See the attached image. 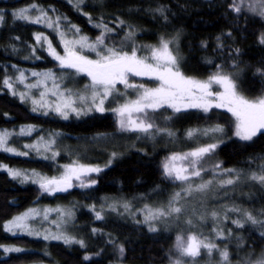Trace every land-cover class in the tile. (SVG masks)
<instances>
[{"label":"trees","instance_id":"16d2710c","mask_svg":"<svg viewBox=\"0 0 264 264\" xmlns=\"http://www.w3.org/2000/svg\"><path fill=\"white\" fill-rule=\"evenodd\" d=\"M234 2L240 4L238 0H84L78 7L67 0H0V131L16 133L31 128L30 135L14 134L8 140L7 146L15 150L34 137L51 135L58 141L53 159L16 154L25 152L21 149L0 150V166H6L0 167V264H167L177 241L173 232L150 231L142 219L112 207L110 200L122 198L136 208L163 203L179 185L164 176L162 165L179 149L172 148L170 141L123 148L120 137H107L118 132L110 112L64 119L33 111L28 101L21 99V84L18 92L19 74L45 69L59 73L60 66L44 43L36 40L37 34L47 35V30L15 14L32 5L46 7L91 39L103 33L106 25L112 29L105 37L108 45L120 49L124 41L123 50L130 52L135 46L138 56L148 55L147 46H157L164 38L172 42L170 47L186 76L208 78L219 66L232 76L242 95L256 98L264 95V75L257 71L264 70V18L244 5L235 12L231 7ZM129 32L134 36L125 41ZM52 37L51 45L58 51V42ZM65 70L76 74L75 69ZM78 75L85 80L83 74ZM230 123L225 109L204 112L189 108L173 115L170 126L178 133L191 127L222 126L223 139L215 149L219 169L253 171L264 165V130L251 141H244L231 134ZM76 161L92 163L101 171L87 174L90 178L77 180L67 191L52 194L39 184L22 182L23 177L13 178L7 170L58 178L63 165ZM92 180L94 184H90ZM259 186L250 182L239 188L238 193L246 198L233 196L242 209L262 217L263 223L243 224L234 230L240 244L215 242L218 249L227 250L231 264L264 259V188ZM34 206L71 207L73 220L65 235L73 242L6 230L7 222ZM98 212L101 219H97ZM75 241H82L83 246ZM8 248L21 251H6ZM214 250V256L220 255ZM215 259L218 262L222 257Z\"/></svg>","mask_w":264,"mask_h":264},{"label":"snow or ice","instance_id":"6c2138e0","mask_svg":"<svg viewBox=\"0 0 264 264\" xmlns=\"http://www.w3.org/2000/svg\"><path fill=\"white\" fill-rule=\"evenodd\" d=\"M82 2V0H81ZM244 0H240V4L233 3L231 7L237 13L241 11V4ZM35 7V5H33ZM27 9L20 10L15 15L19 19L30 20L32 23H40L42 17L46 16V13H41V16L30 18L25 15ZM157 11L163 12V9H157ZM248 11L256 13L260 17L264 18V0H254V3L249 4ZM48 27H52V23H48ZM98 27L100 25H97ZM75 27V26H73ZM104 27V32L100 36H97L96 41L90 43L88 37L80 36L78 40L67 41L63 40V33L61 38L64 43L65 55L61 56L52 48L51 42H49L50 54L59 61L61 68L75 69L76 74H84L90 78V85H85L86 89L91 90L90 97L85 95H79L78 99L84 102L88 99L91 100L93 107L97 111H104L105 101L109 97L115 98V95L124 96L126 92H119L117 84L124 85L125 89H133L136 91L135 99L125 100L124 103L119 104L118 107L111 109L119 117L120 128L125 131L139 132L144 134H151L155 128L157 132L164 131L156 127L153 119L149 115V110L155 112L161 108H172L175 112H180L183 109L196 108L201 109L204 112H208L212 108H222L231 113L235 121V135L244 141H251L259 132L264 130V95L256 98H248L242 95L238 90L236 83L231 75L223 72L218 66V70L208 76L207 79L201 80L194 77L186 76L179 66V58L174 54L169 40L161 38L157 46H147L148 55L138 56V48L133 46L131 51H124L122 47L117 49L116 47H109L105 44V37L112 29ZM77 32L79 29L76 30ZM134 36V32H129L125 37V41ZM41 39L47 40V37L41 35L36 36L37 42ZM261 43H264V36L261 37ZM78 45L79 51L74 47ZM98 46H101V51ZM89 49L96 53V59H90L88 56L82 54L83 49ZM262 75L264 70L257 69ZM33 75H39L33 73ZM147 77L150 80L157 81L158 83L154 87H146L143 83H131L129 77ZM24 76L21 73L20 79L23 80ZM51 78L53 80V86L59 90V85L55 83L56 77L53 73H45L44 80ZM41 82L30 85L29 87H39ZM4 84L9 88L12 85L8 80L4 81ZM213 85L219 86L222 91L214 90ZM71 92V89H67ZM41 99L45 96V93H41ZM53 95H57L53 92ZM62 103H57L55 111L60 113L65 119H67L68 113L64 109H70L73 112L80 114V110L74 107L75 101L71 96L64 97L63 92L59 95ZM21 99H24V95H21ZM40 101L33 100V104H38ZM41 107L45 105L40 103ZM89 111L92 108H88ZM36 111V108H33ZM23 131V130H22ZM31 129H29V132ZM198 130H190L187 135L189 138L194 137ZM209 131L222 132L223 128L217 125L210 130H204V134L207 135ZM168 135H173L169 132ZM8 133H0V150L6 152H16L15 149L8 147ZM29 147V146H25ZM36 148L35 145L31 146ZM216 148L215 144H208L206 146L196 147L194 150L187 153H173L167 157L163 163V174L167 179L173 182L179 181L181 185L186 184V187H182L181 191L187 196H191L193 192H203L212 183L211 180L197 184L193 187L190 182L193 177H200L203 171L202 167H198L204 156L210 153ZM38 150V149H37ZM18 155H27V153H16ZM115 156V153H113ZM111 161H109L110 163ZM5 167L6 166H0ZM218 167V165H217ZM9 174L13 178L23 177L22 182L27 181L29 177L20 171L7 169ZM99 167H91L77 162H73L70 165L64 166V172L60 177L45 178L39 177L32 180L33 183H38L40 188L49 194L67 191L72 187V181L80 180L81 176L87 175L92 172H99ZM228 172L235 170L228 169ZM237 178H239L237 176ZM250 179L259 182L264 185V165L261 166L260 174L253 172ZM92 180L90 184H94ZM221 185H231L235 183L233 179L221 180ZM81 186L84 185L81 183ZM181 199V192L173 194L168 202L166 208H157L155 210L147 208V214L145 216V222L160 219L161 217L170 216L172 214H180L183 211L182 206H178ZM125 208L128 205L125 204ZM60 211V210H57ZM229 211H241L238 208L229 209ZM35 209L14 217L13 220L5 226L6 230L21 229L28 231V234H33L26 223L29 218L39 215ZM71 216V213H67ZM213 216L216 213H212ZM248 221L253 224L258 221L251 215V213H245ZM47 215L45 213V219ZM101 215L97 213V219H101ZM187 223L191 224L192 221L188 220ZM237 226L243 227L240 220L233 221ZM150 231H156L155 226L149 224ZM37 235L39 233H36ZM218 236H222L223 233H217ZM48 239V236L44 237ZM53 239H61L60 236H53ZM65 243H72L73 241L68 237H63ZM176 247L181 256L191 257L195 260L196 257L201 255V250H206L210 255L213 249H217L222 257V262L229 261V253L227 250H220L217 245L205 242L204 239L199 238L197 235H189L187 239L182 236H177ZM83 246L82 241H75ZM6 251H21L18 248H8ZM120 252L123 253V248H120ZM88 259V257H85ZM174 264H185L184 261L177 259ZM252 264H264V259H259L252 262Z\"/></svg>","mask_w":264,"mask_h":264},{"label":"rangeland","instance_id":"374dc122","mask_svg":"<svg viewBox=\"0 0 264 264\" xmlns=\"http://www.w3.org/2000/svg\"><path fill=\"white\" fill-rule=\"evenodd\" d=\"M71 2L75 6H80L84 0H67ZM240 3V0H238ZM254 3V0H244V3L241 5H244L246 7L249 6V4ZM27 11L25 12V15L29 16L32 19H35L37 16H41V13H46L47 15L42 17L40 23H35L38 25H41L44 29L47 30V35L43 33H39L42 37H47V40L41 39V42L44 43L45 48L49 51V42H50V36H54V40L58 42L59 49L56 51L61 56L65 55V49H64V43L63 40L67 41H73L78 40L80 36H86L82 34L80 31H76L78 28L75 26L71 28L67 23L63 22L55 12L49 11L46 7H40L35 5V7L29 6L26 8ZM48 23H52V27H48ZM61 33H63V40L61 38ZM38 35V34H37ZM36 35V36H37ZM101 34L97 35L100 36ZM97 36L93 39L89 38L88 40L90 43L95 42ZM105 44L109 47H113V45H108L105 41ZM52 46V45H51ZM78 51L79 46H74ZM53 48V46H52ZM98 48L102 51L103 48L101 46H98ZM50 53V51H49ZM82 54L88 56L90 59H96V53L93 51H90L89 49L85 48L82 50ZM55 59V58H54ZM56 60V59H55ZM57 66H60V63L58 60ZM53 73L55 74L56 80L55 83L59 85V90H57L53 86V80L51 78L44 80V74L45 73ZM21 73H23V80L20 79ZM19 74V80H17V88L18 92L21 91V85L24 88L21 91V95H24V99H26L33 110V108H36L35 112H39L42 114H48L53 113L54 115L64 118L60 113L55 111V106L57 103H62L63 101L60 100L59 95L60 92H63L64 97L71 96L72 99L75 101L74 107L78 108L80 110V114L78 115L76 112L71 111L70 109H64L68 113L67 119L69 118H80L83 117L89 113L92 112H101L95 110V108L92 105V102L90 99L81 102L78 99L79 95H85L90 97L91 90L86 89L85 85H90L91 81L90 78L83 74L85 80H83L82 76H79L78 74H70L69 70L62 69L60 67L59 73H54L50 69L45 70H29L27 74L24 72H21ZM33 73H38L39 75H33ZM196 79H207V78H200L195 76ZM129 81L131 83H143L146 87H154L158 83L157 81L150 80L147 77H134L130 76ZM38 82H41L39 87H29L30 85L37 84ZM21 84V85H20ZM117 89L119 92H126V95L120 96L115 95V98L109 97L108 100L105 101L104 104V111L102 112H110L115 117V120L117 122V134L112 133L108 135L107 137L112 139H115V137H120V141L123 144V148H129L133 149L137 143L146 142L148 144H153L158 141H170V144L173 145L176 152L174 153H187L189 151L194 150L196 147L199 146H206L208 144H215L216 147H218L219 144H221L223 135H224V128L222 132H212L209 131L207 135L204 134V130H210L215 128L217 125L207 126V127H191L182 133H178L175 129H173L171 124V117L175 115L177 112H175L172 108L164 107L161 108L155 112H152L149 110V115L153 119L155 125L157 128L162 129L164 131L157 132L154 128L151 132V134H144L139 132H132V131H125L120 128L119 124V117L115 112H113L111 109L116 108L119 106V104L124 103L125 100L128 99H135L136 98V91L133 89H125L124 85L117 84ZM67 89H71V92L67 91ZM214 90L222 91V89L219 88L217 85H213ZM45 93V96L43 99H41V93ZM53 92H56L57 95H53ZM33 100L40 101V103H43L45 106L41 107L40 103L33 104ZM88 108H92L91 111L88 110ZM222 109V108H220ZM186 110V109H183ZM201 110V109H200ZM182 111V110H181ZM229 113V112H228ZM231 123H230V132L231 134L235 133V121L232 117L231 113ZM65 119V118H64ZM29 129L31 128H25L22 130H19L16 133H13V131H0V133H8V140H10L12 135H30ZM174 130V131H173ZM190 130H198L194 137L189 138L187 133ZM171 132L173 135H168V133ZM235 135V134H234ZM54 136V135H53ZM236 136V135H235ZM106 135L101 136L99 138H105ZM239 138V137H238ZM58 141L53 139L51 135L46 137H34L29 142H22L21 147L19 149L24 150L27 154H32L37 157H43L48 159H53L56 157L57 151L55 148H57ZM117 144H120L117 142ZM29 147H25V146ZM35 145L36 148H33L31 146ZM185 147V148H184ZM12 148V147H11ZM17 149V152H20V150ZM38 149V150H37ZM216 149V148H215ZM215 149L212 150L210 153L206 154L203 158V160L200 162L198 167H202L203 171L205 172L204 175H201L200 177H193L191 179V183L193 187H195L197 184L203 183L205 181L211 180L212 183L208 186V188L203 192H193L191 196H187L184 192L181 191L182 187H186L187 185H181V182H178V189L171 193L169 195V198L165 201L153 203L149 205H141L140 207H131L130 205H133V202H127V200H124L122 198H114L110 201V205L112 207H115L116 209H121L123 211H126L129 213V217L131 218H139L140 221L145 222V216L147 214V208L145 206H148V208H151L153 210L157 208H166L168 205L169 200L176 192H181V199L179 201L178 206H182L183 211L180 214H172L170 216L161 217L157 220H152L149 222H145L147 226L149 227V224L155 226L156 230L158 229H167V231H171L177 236H182L185 239L189 235H197L199 238L204 239L205 242H210L216 245L217 242L220 240H225L229 242H236L237 244H240V241L235 237L234 230L239 228L233 221L240 220L242 224H251L250 221L247 220L245 213H250L246 209H242L238 203L237 200L234 198V194H236L238 197H245L246 195L239 194V188L247 187L249 186L250 182L255 183V185H260L259 187L264 188V185L260 184L257 181H254L250 179V176L253 172H256L257 174H260L261 167L257 168L253 171H243L242 169L237 168H225L223 166L222 169L219 165V161L217 160V157L215 155ZM99 152V151H97ZM112 154V153H111ZM107 155L109 153L107 152ZM172 155V154H171ZM170 155V156H171ZM110 157V156H109ZM79 164H83L86 166L95 167L92 165V163H84L80 161H76ZM71 163H67L65 165H70ZM62 167V171L58 175V177L61 176V174L64 172V166ZM218 165V167H217ZM233 169L235 171L228 172L226 170ZM202 171V172H203ZM29 177V181L32 182V180L38 179L39 177H45L44 175H40L36 172H27L23 173ZM35 174H38L35 175ZM237 176L239 178H237ZM46 178V177H45ZM88 178H90L89 175H83L81 176V179L83 181H86ZM227 179H233L235 183L231 185H221V180H227ZM77 180L73 179L72 184H74ZM38 184V183H35ZM230 202H228V201ZM228 203V205H227ZM125 204L128 205V208H125ZM125 208V209H123ZM238 208L241 211H229V209ZM30 209H35L37 212H39V215H35L32 218H29L27 220V224L29 226V229L32 231L34 236H60V237H66L65 233L67 232L66 227L71 224V221L73 220V213L71 207H31L29 209H26L24 212L18 214L22 215L23 213L29 211ZM60 210V211H57ZM71 213V216L67 215V213ZM45 213L47 215V218L45 219ZM212 213H216L215 216L212 215ZM253 217L258 221V225H261L263 223L262 217H257L256 215H253ZM15 216V217H17ZM142 219V220H141ZM13 220V219H11ZM10 220V221H11ZM188 220H191L192 223H187ZM142 221V222H143ZM9 222H7L8 224ZM6 224V225H7ZM12 232H18V233H28V231L21 230V229H12ZM36 233H39L38 235ZM217 233H223L222 236H218ZM216 242V243H215ZM177 243V241H176ZM176 243L174 244V251L171 254L170 262L167 264H174V261L177 259H180L185 262V264H228V262H222V260L215 262V257H218L220 255H215L213 251L209 255L206 250H201V255L199 257H196L195 260L191 257L181 256L180 253L177 250ZM231 264V263H230Z\"/></svg>","mask_w":264,"mask_h":264},{"label":"bare ground","instance_id":"6f19581e","mask_svg":"<svg viewBox=\"0 0 264 264\" xmlns=\"http://www.w3.org/2000/svg\"><path fill=\"white\" fill-rule=\"evenodd\" d=\"M49 9V8H48Z\"/></svg>","mask_w":264,"mask_h":264}]
</instances>
